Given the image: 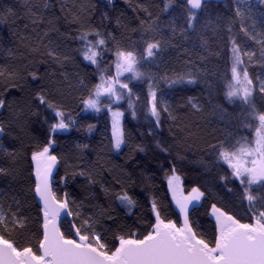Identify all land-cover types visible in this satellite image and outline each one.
I'll use <instances>...</instances> for the list:
<instances>
[{
  "label": "snow or ice",
  "instance_id": "obj_1",
  "mask_svg": "<svg viewBox=\"0 0 264 264\" xmlns=\"http://www.w3.org/2000/svg\"><path fill=\"white\" fill-rule=\"evenodd\" d=\"M101 2L105 8L115 4L27 0L19 17L23 33H16L19 64L0 66V179L7 182L0 188V264H264V8L255 0H225L223 13L213 17V0H126L136 22L131 27L123 12L113 20L99 10ZM5 19L15 23L17 13L6 8L0 22ZM72 42L80 46L73 49ZM74 51L95 66L99 82L85 84L79 70L66 71L75 65ZM9 55L15 60L11 49ZM222 57L219 73L213 60ZM250 66H259L260 73L250 76ZM213 78L220 81L223 100L239 106L233 117L222 104L211 105L223 128L178 114L202 116L204 106L195 97L171 102L202 84L212 97ZM141 85L147 86L143 119L152 144L131 145L124 163L108 169L120 187L115 192L112 182L99 179V152L76 143L74 156L58 153L56 137L81 127L66 111L78 99L84 112L103 108L111 114L110 150L119 153L127 145L121 102L136 118ZM41 108L54 114V122L43 116L42 139L32 134ZM94 130L87 125V135ZM86 150L96 159L87 158ZM194 152L203 154L196 162L205 171L226 166L219 179L233 197L220 206L208 203L210 226L196 213L215 193L211 187L186 191L179 174ZM156 172L166 180L169 203L152 196L147 216L123 222L113 197L125 216L135 215L138 201L128 185H148ZM29 201L35 202L34 217L25 207Z\"/></svg>",
  "mask_w": 264,
  "mask_h": 264
},
{
  "label": "trees",
  "instance_id": "obj_2",
  "mask_svg": "<svg viewBox=\"0 0 264 264\" xmlns=\"http://www.w3.org/2000/svg\"><path fill=\"white\" fill-rule=\"evenodd\" d=\"M27 0H0V14H3L6 8H11L17 13V20L15 23L10 19H5L4 22H0V66L14 62L17 65L19 64L20 55L17 51L18 39H17V32L23 33V26L20 23L19 17H23L25 15V4ZM33 2H37V0H33ZM65 3H73L75 0H64ZM83 3H88L89 0H82ZM92 3H98V0H91ZM151 3H159L160 0H149ZM224 2L225 0H213V3L210 5V9L212 11V16L215 17L217 12L223 13L224 11ZM229 4L232 3V0H227ZM257 3L258 9L264 8V5L259 4L258 0H255ZM99 10L108 11L110 17L114 20L115 16L119 15L121 12L125 14L126 20L125 22L130 23L131 27L136 26V22L132 19V12L131 9L127 7L126 0H115V4L112 7L105 8L104 4L101 2L99 3ZM99 10L94 14L93 19L98 21L99 20ZM107 23V21L105 22ZM112 30V29H109ZM128 35L131 36L133 40L137 39V35L133 32H129ZM73 49L78 48L80 45L77 42H72L71 44ZM9 49H11L14 53H16L15 60L12 56L9 55ZM23 51V49H20ZM75 57V65L69 64L66 68L70 74L74 71L79 70L81 76L85 80V84H94L99 82L98 76L94 71V67L89 65L88 61L83 60V57L77 54L75 51L73 52ZM170 62L174 64L172 58L170 57ZM105 60L108 63H111L109 56H105ZM213 67H216L219 73H222L225 67V60L224 58H220L218 60H213ZM155 71V69H152ZM110 71L114 72V67L110 69ZM260 73L259 66H250L249 67V74L250 76H254L255 74ZM70 79L72 76L70 75ZM214 79V89H213V96H209L208 89L202 84L197 87L194 91L182 92L178 93L175 97L171 98V102L174 105H179L184 102L185 96H193L200 101V103L204 106V113L202 116L200 115H192L191 112L181 111L178 114L182 116L186 120H191L195 122H199L203 124L205 121L210 123L211 127L215 128H223L224 125L219 119L212 114V107L213 104H222L224 108L227 109L228 114L232 115L233 117L238 114L239 106L230 105L223 100V92L220 85V81L218 78ZM74 82V81H73ZM255 82V80H254ZM132 85H130L131 87ZM163 87V86H162ZM15 92V89L12 90ZM135 91V89H134ZM147 92V86L141 85L140 86V100L135 101L134 103L137 108L136 118H133L131 115V110L128 108L127 101H122L120 110L124 112V117L122 120L123 128L125 131V135L127 138V145L122 146V149L119 153L113 152L110 150L109 145V138L111 136V114L108 113L105 109L99 113L94 112H84L81 110V107L78 106V99H73L69 101L70 106L67 108V112H70L72 117L77 121L78 125L81 127L79 130L76 128L70 129L67 132L58 133L57 134V152L68 154L70 156H74L76 154V143L80 144H89L91 148L95 149L100 155L103 157L101 163L103 164L104 170L101 173L99 179L112 182L115 192L120 191L119 185H115L112 181V173L108 171V169L115 167L116 165H121L124 163L127 155L130 152V146L133 144H141V143H148L152 144L151 137L147 136V128L148 125L145 123L143 119L144 108L143 103L145 99V94ZM75 95H79L76 93ZM106 103V101H104ZM116 105H113L115 108ZM41 118L37 120L36 123L32 125L34 131L32 134L37 136L38 138H43L44 132L47 128V125L42 123V119L44 115H47L49 120L54 122V114L48 110L45 111L41 108ZM88 124H94L95 130L89 136L86 133V127ZM164 127V134L167 136V127L168 125H163ZM141 133H144V136H141ZM10 141H5V143H9ZM137 159H144V154L137 153ZM202 153H193L188 156V160L191 163H187L182 170L179 171L183 181L185 190H190L191 187H200L201 191H205L206 188L211 187L212 191L215 193V197H209L208 201H202L201 203L205 204V207L199 208L198 212L196 213L197 216L200 218V222L202 224H206L210 226V217L204 215L205 211H210L208 208V203L217 202L218 206H220L219 201H223L224 203H228L233 197L227 193L226 189L221 187L224 184V181L220 180V175L225 174V168H212L210 171H205L204 168L198 164L196 161L201 159ZM85 156L91 160L96 159V153L93 152L92 156L88 157L87 150L85 151ZM205 160L207 156L203 157ZM155 167V166H153ZM61 174H63V170H61ZM152 173H149L151 175ZM58 179V178H57ZM80 183H83L81 178H78ZM238 183V182H236ZM28 185L26 184L25 187ZM7 182L3 179H0V188H6ZM229 188L235 189V184L232 182L228 183ZM167 184L166 180L164 179L162 172L155 173V179L152 180L148 185L141 184L139 181L135 185H128V192L130 195L133 196L134 199L138 201V207L133 210L135 215L133 216H125L124 212L117 207L116 202L114 201L112 207L116 208L117 212L121 216L123 222L131 224L139 215H148V208H149V201L152 196H155L158 201H163L165 205L169 203L170 200V193L166 191ZM68 191H72V186L69 185ZM207 195V193H206ZM82 198V194H81ZM101 203H105V198L101 194ZM25 207H31L32 212L31 215L34 217L36 213L35 209V202L29 201ZM172 208H175L174 204L171 205ZM172 215V218L175 219L176 216L173 213H169Z\"/></svg>",
  "mask_w": 264,
  "mask_h": 264
},
{
  "label": "rangeland",
  "instance_id": "obj_3",
  "mask_svg": "<svg viewBox=\"0 0 264 264\" xmlns=\"http://www.w3.org/2000/svg\"><path fill=\"white\" fill-rule=\"evenodd\" d=\"M115 70V69H114ZM129 75L128 73L125 74V76Z\"/></svg>",
  "mask_w": 264,
  "mask_h": 264
},
{
  "label": "water",
  "instance_id": "obj_4",
  "mask_svg": "<svg viewBox=\"0 0 264 264\" xmlns=\"http://www.w3.org/2000/svg\"><path fill=\"white\" fill-rule=\"evenodd\" d=\"M175 206V205H174Z\"/></svg>",
  "mask_w": 264,
  "mask_h": 264
}]
</instances>
